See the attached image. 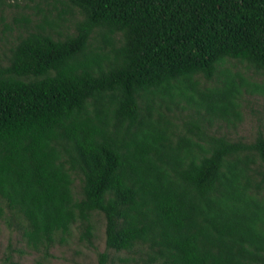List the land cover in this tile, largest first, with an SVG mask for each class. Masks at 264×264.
Returning a JSON list of instances; mask_svg holds the SVG:
<instances>
[{
  "label": "trees",
  "instance_id": "trees-1",
  "mask_svg": "<svg viewBox=\"0 0 264 264\" xmlns=\"http://www.w3.org/2000/svg\"><path fill=\"white\" fill-rule=\"evenodd\" d=\"M47 1L0 55V222L44 256L101 215L99 264H264V131L212 129L264 98L230 65L264 70V0Z\"/></svg>",
  "mask_w": 264,
  "mask_h": 264
},
{
  "label": "rangeland",
  "instance_id": "rangeland-1",
  "mask_svg": "<svg viewBox=\"0 0 264 264\" xmlns=\"http://www.w3.org/2000/svg\"><path fill=\"white\" fill-rule=\"evenodd\" d=\"M43 8L56 15V8L47 0H18L10 5L0 8V55L9 54L12 42L22 32V15L31 19L30 29H35L40 23ZM73 14L75 9H68L67 20L63 22L62 32L73 30ZM59 35L58 33H56ZM233 71L239 70L252 84L264 85V70L256 71L247 63L238 60L230 62ZM201 84L211 86L216 80L207 81L201 77ZM252 84V85H253ZM251 90V89H250ZM242 99V119L237 123L218 122L212 128L217 134H227L231 139L241 140L246 143L254 141L258 131H264V98L260 93L247 92ZM255 166L263 171V163L257 158ZM259 178V177H258ZM80 178H75L74 188L80 189ZM97 225L96 236L92 243L82 239L79 231L75 229L73 237L65 244H57L50 249L48 256L29 248L22 239L20 228L15 222L1 220L0 222V264H99V254L107 250L105 219L98 215L95 217ZM109 260L107 264H144L143 253L136 248L133 251H116L108 249Z\"/></svg>",
  "mask_w": 264,
  "mask_h": 264
}]
</instances>
